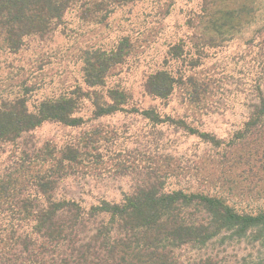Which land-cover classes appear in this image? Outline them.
I'll return each instance as SVG.
<instances>
[{
  "label": "rangeland",
  "instance_id": "rangeland-1",
  "mask_svg": "<svg viewBox=\"0 0 264 264\" xmlns=\"http://www.w3.org/2000/svg\"><path fill=\"white\" fill-rule=\"evenodd\" d=\"M77 12L73 7L46 34L25 39L17 52L0 44V104L23 98L34 112L45 99L71 98L73 116L82 120L76 126L47 120L0 143V226L15 224L13 200L2 193L12 180L18 181L13 197L36 195L42 203L51 197L89 208L119 203L158 176L166 191L217 198L238 213L264 212V118L250 126L252 106L264 98V0H135L87 18ZM120 44L127 56L102 86L88 87L87 58ZM160 70L178 81L163 100L145 91L149 75ZM191 88L198 95L189 96ZM109 89L122 90L123 101ZM119 100L125 111L93 114ZM146 109L167 121L145 118L140 111ZM62 153L67 161H59ZM52 167L62 177L51 189L29 188L27 181L36 183ZM89 226L85 241L93 233ZM173 254L176 264L206 258L255 264L264 247L212 240L201 250L182 246Z\"/></svg>",
  "mask_w": 264,
  "mask_h": 264
},
{
  "label": "trees",
  "instance_id": "trees-1",
  "mask_svg": "<svg viewBox=\"0 0 264 264\" xmlns=\"http://www.w3.org/2000/svg\"><path fill=\"white\" fill-rule=\"evenodd\" d=\"M133 1L0 0V44L17 52L25 39L43 36L52 26L61 23L73 7L78 8L79 17L87 18L102 7L111 11ZM125 48L120 44L110 51L95 50L86 60L84 83L90 88L102 86L115 66L127 56ZM172 56L179 55L172 53ZM177 85L173 75L160 70L149 75L145 91L163 100L173 94ZM196 90L191 88L188 95H198ZM111 93L120 96L122 101L125 98L122 90L109 89L107 94ZM121 100L98 106L93 114L103 116L125 111L126 102ZM257 100L252 106V127L264 118V98L258 96ZM5 101L0 104V143H12L20 133L29 132L47 120L67 126L82 122L73 116L75 99H45L34 112L28 109L23 98ZM129 111L135 110L130 108ZM140 114L155 123L168 119L153 109L142 110ZM61 158L68 159L63 153L59 161ZM59 171L52 167L42 176H36V183L27 181V184L46 193L54 186V178L62 177ZM149 179L119 203L99 202L89 208L51 197L44 203L36 195L13 197L9 193L13 183L18 181L12 180L2 193L4 200H13L10 218L16 225L0 226V264H176L174 250L182 246L201 250L212 240H220V244L225 240H244L251 246L264 247V212L238 213L217 198L182 190L166 191L163 178L150 176ZM101 217H106L107 221ZM89 225H94L93 233L85 241L81 235L88 231ZM190 264L217 263L206 258ZM255 264H264V258Z\"/></svg>",
  "mask_w": 264,
  "mask_h": 264
}]
</instances>
